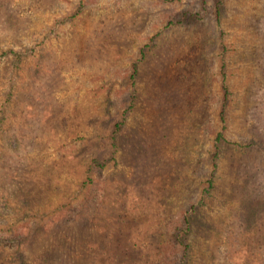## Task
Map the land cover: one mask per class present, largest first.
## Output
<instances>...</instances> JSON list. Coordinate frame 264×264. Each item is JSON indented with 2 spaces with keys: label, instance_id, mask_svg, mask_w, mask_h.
<instances>
[{
  "label": "rangeland",
  "instance_id": "374dc122",
  "mask_svg": "<svg viewBox=\"0 0 264 264\" xmlns=\"http://www.w3.org/2000/svg\"><path fill=\"white\" fill-rule=\"evenodd\" d=\"M217 1L0 0V264H264V0Z\"/></svg>",
  "mask_w": 264,
  "mask_h": 264
},
{
  "label": "trees",
  "instance_id": "16d2710c",
  "mask_svg": "<svg viewBox=\"0 0 264 264\" xmlns=\"http://www.w3.org/2000/svg\"><path fill=\"white\" fill-rule=\"evenodd\" d=\"M164 1H180V0H164ZM224 0H218L217 1V13L220 16L222 13V7L221 5L223 4ZM187 18L189 19L190 17L188 16V14H186L184 16V19ZM226 68V64L223 63L222 64V69L224 71V69ZM224 74V73H223ZM222 90H223V101H222V105H221V118L222 120H226V114H227V107L229 104V99H230V95H231V90L228 86V84L226 83V75L224 74V79H223V83H222ZM224 134L222 131L218 132L217 137H216V143L215 145H219V142L223 139ZM209 183H212V181H208ZM207 190V189H206ZM199 212V208L197 205H192L190 206L187 211L184 213L183 216V223L181 226H178L176 229L179 231L178 234L176 235L178 238H181L183 236H185L189 231H191L192 229V221L195 219V216H197ZM38 218V213L36 214L35 220ZM39 223V222H38ZM37 231L38 230V226L35 228ZM42 231H40L41 233ZM21 233V232H20ZM23 234L25 232H22ZM21 235V234H20ZM19 235V236H20ZM38 233H36V231H34V234H31V232L25 233L21 239V241H23V239H28V238H32V239H37ZM20 241L18 247L16 248L17 251H19L20 253H23L22 251H25L24 246H26L27 243H22ZM17 251H13V255L17 252ZM56 258V255L52 253V248L49 247H45L44 250L42 252L39 253V256L35 259H32L31 262L25 259L18 261L19 264H45V261H47L50 264H54L53 262H51L52 259ZM60 263V262H59ZM58 263V264H59ZM60 264H63V262H61ZM185 264V263H182Z\"/></svg>",
  "mask_w": 264,
  "mask_h": 264
}]
</instances>
